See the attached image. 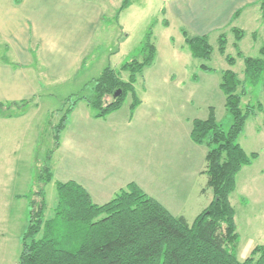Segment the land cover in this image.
I'll list each match as a JSON object with an SVG mask.
<instances>
[{
    "label": "rangeland",
    "instance_id": "obj_1",
    "mask_svg": "<svg viewBox=\"0 0 264 264\" xmlns=\"http://www.w3.org/2000/svg\"><path fill=\"white\" fill-rule=\"evenodd\" d=\"M88 1L99 6L104 20L96 31L83 64L67 75L60 76L50 86L41 88L51 96L46 95L42 99L39 110L29 108L26 117L20 121L19 148L17 141L11 138L9 142L3 143L4 138L0 132V264L19 261L22 240L30 220L29 195L35 190L36 173L45 164L46 156L53 146L50 127L59 122L60 112L66 108L65 105L69 106L67 100L76 96H91L94 81L107 68L119 70L139 55V48L150 31L158 54L154 65L146 69L135 85L142 105L132 114V96L129 95L119 111L104 120L87 122L83 110L93 111L86 102H81L77 115L81 123L77 126L79 137L94 140L88 153L97 164H104L102 174L107 172L114 182L118 176V186H126L133 181L141 184L145 193L158 200L176 217L184 216L193 222L209 200L214 199L209 187L206 195L200 197L197 193L199 187L207 183L206 174L205 177L201 176L202 171L199 177L195 174L201 168L205 172L208 149L192 141L193 121L206 120L213 108L218 123L224 130L230 129L233 117L220 89L221 76L223 71L232 70L243 80L244 61L238 59L233 67L226 62L218 50L219 33L210 35V43L214 48L211 60L203 62L195 59L185 43L181 29L184 28L193 36L205 32L200 33L201 26L187 18L172 16L170 23L167 10L170 0H130V6L123 11L121 7L125 0ZM65 11L66 8L57 6V33L65 32L62 29L69 25ZM260 14L258 21L243 26L246 36L240 49L246 57H259L264 45V12ZM164 21H168L170 26L165 27ZM226 32L227 55L237 58L235 37L229 28ZM204 63L213 69L212 73L200 69ZM81 66L83 69L79 71ZM128 77V73H122L124 81H128ZM259 102L264 104V84L247 92L242 109L245 110L249 103L257 105ZM50 115L53 117L49 122ZM73 126L76 125L73 123ZM260 128L264 129V112L250 117L239 139L247 152L256 150L264 154V134L259 132ZM69 134L70 131H64L61 140L63 149L50 162L54 180L46 186V220L54 218V209L58 203L57 183L67 182L74 177L82 178L80 142L73 144ZM71 146L75 147L74 151L68 150ZM261 166L254 165L246 173L258 174ZM87 176L97 185L95 174L88 173ZM242 181L243 170L238 175L236 190L231 195V203L236 210L237 231L241 236L238 252L240 261L247 258L244 250L250 238L256 239L260 233H264L263 224L261 230L258 228L253 231L256 221L250 225L252 228L246 226ZM172 186H179L180 190L176 193L169 191L167 188ZM90 189L99 203H105L107 198L98 194L97 187L91 186ZM172 193L181 199L170 197ZM251 215L256 218L255 213L248 214L249 217ZM7 233L10 234L9 239ZM4 235H7L5 239Z\"/></svg>",
    "mask_w": 264,
    "mask_h": 264
},
{
    "label": "trees",
    "instance_id": "obj_2",
    "mask_svg": "<svg viewBox=\"0 0 264 264\" xmlns=\"http://www.w3.org/2000/svg\"><path fill=\"white\" fill-rule=\"evenodd\" d=\"M22 1L15 0V3L19 5ZM259 4L264 12V0ZM129 6L130 0H125L121 11ZM240 15L241 12H237L229 24L235 37L237 58L227 55L228 32L221 31L218 37V50L226 62L233 67L242 59L245 65L243 80L232 70L223 71L221 76L220 89L226 97L233 124L229 130H224L211 108L206 120L193 121L191 132L192 141L208 149L204 174L214 194L209 207L189 222L184 216L172 215L134 182L108 203L99 205L86 188L70 180L57 183L54 218L46 220V186L54 180L50 162L61 146L71 114L84 101L96 119H106L123 107L129 95L132 96V114L142 105L135 85L146 69L154 65L158 54L150 31L138 56L119 70L107 68L94 81L93 94L68 99L69 106L65 105L60 112L59 122L51 125L54 142L45 164L36 173L35 190L29 195L30 220L18 264H264V245L257 246L244 261L239 260L241 237L237 231L236 210L231 203L239 173L259 158L258 153H247L239 139L250 117L264 112L261 102L249 103L242 109L247 92L264 84V45L259 57L244 55L239 44L246 34L232 26ZM164 26L169 27V22L164 21ZM181 30L192 56L203 62L211 60L214 48L210 35L193 36L184 28ZM200 69L213 72L205 63ZM122 73L129 74L128 81H124ZM118 90L122 94L115 98ZM31 104L32 101L0 104V117L17 116ZM52 117L49 116V122Z\"/></svg>",
    "mask_w": 264,
    "mask_h": 264
},
{
    "label": "crops",
    "instance_id": "obj_3",
    "mask_svg": "<svg viewBox=\"0 0 264 264\" xmlns=\"http://www.w3.org/2000/svg\"><path fill=\"white\" fill-rule=\"evenodd\" d=\"M259 2L260 0H170L167 10L170 23L172 16L178 19L187 18L193 20L201 26L202 31L200 33L205 32L199 35L202 36L226 31L235 14L239 11L241 15L234 21L232 26L244 30L243 26L246 23L258 21L261 18L260 13L263 14V12L259 7ZM57 6L66 8L65 12L69 22V25L62 29L65 32L61 33H57V25L55 23V21L57 22L55 18L58 14ZM103 20L104 15L99 6L88 0H23L19 5L15 3V0H0V104H20L24 101H32L30 108L39 110L42 99L46 95L51 96L50 93H44L45 91H42L41 88L50 86L60 76L67 75L83 64L85 55L91 48L93 38ZM81 69H83L82 66L79 71ZM80 106L81 102L71 114L68 126L65 129V131H70L69 137L71 136L72 140H69L73 144L80 142L79 147L82 150V178L74 177L71 180L86 188L96 204L103 205L111 201L121 189L130 183L126 186H118V181H120L118 176H116L118 180H116L118 182L116 183L113 178H109L107 172L102 174L104 164H97L88 153L92 149L94 140L89 137H79L77 126L81 123L77 115L79 114ZM17 111L20 110L18 109ZM26 112L23 110L17 116L0 117V132H2L4 138L2 139L3 143L9 142L11 138V140H16L18 148L20 147L18 127L20 121L26 117ZM83 112L87 122L104 120L96 119L95 113L89 110H83ZM73 123L76 126H73ZM16 128L17 130L15 131ZM259 132L264 134V129L260 128ZM73 148L75 147L71 146L68 150L74 151ZM62 149L63 142H61V146L55 154L58 155ZM243 149L246 151L245 148ZM260 152L258 153L256 150L248 151L247 153L249 154L258 153L259 158L250 167L243 169L242 203L246 213L245 222L246 226L252 228L250 225L256 221L253 231L258 228L261 230L264 226V154L263 151ZM14 154L16 155L17 152L15 151ZM257 164L262 165L258 174L246 173V171H249ZM201 171L203 174L201 176L205 177L203 168L199 169L195 176L199 177L198 174ZM88 173L97 176V185L88 179ZM244 173H246L245 178ZM133 182L136 183L135 181ZM137 185L144 190L141 184L138 183ZM91 186L92 188L97 187L98 194L107 198L105 203H99L95 199L90 189ZM167 189L176 193L180 190V187L172 186ZM209 190L207 179L206 185L199 187L197 193L202 197ZM170 197L181 199L178 195L175 197L173 193ZM213 200H209L202 211L208 208ZM253 213L256 214V218L253 215L248 216V214ZM7 221L9 222L10 219H7ZM262 224L263 226H261ZM7 234L8 236L4 235L3 239L6 236L9 239L10 234ZM261 245H264V233H260L256 239L250 238L245 246V256L248 258L252 251ZM18 263L19 261H16L13 264Z\"/></svg>",
    "mask_w": 264,
    "mask_h": 264
},
{
    "label": "water",
    "instance_id": "obj_4",
    "mask_svg": "<svg viewBox=\"0 0 264 264\" xmlns=\"http://www.w3.org/2000/svg\"><path fill=\"white\" fill-rule=\"evenodd\" d=\"M121 94H122V91L121 90H118L116 93H115V98H118V97H120L121 96Z\"/></svg>",
    "mask_w": 264,
    "mask_h": 264
}]
</instances>
